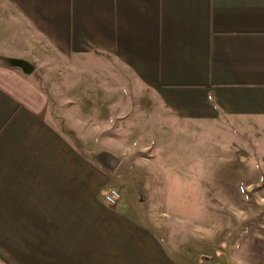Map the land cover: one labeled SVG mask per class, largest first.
I'll return each instance as SVG.
<instances>
[{"label":"crops","instance_id":"obj_1","mask_svg":"<svg viewBox=\"0 0 264 264\" xmlns=\"http://www.w3.org/2000/svg\"><path fill=\"white\" fill-rule=\"evenodd\" d=\"M133 112L202 127L263 177L264 0H0V247L68 227L70 264H180L141 202L89 199L83 161L113 163L100 130Z\"/></svg>","mask_w":264,"mask_h":264},{"label":"rangeland","instance_id":"obj_2","mask_svg":"<svg viewBox=\"0 0 264 264\" xmlns=\"http://www.w3.org/2000/svg\"><path fill=\"white\" fill-rule=\"evenodd\" d=\"M48 75L50 80L37 78V83L57 93V75ZM134 113L128 114L134 130L121 129L120 120L115 128L100 130L118 142L106 146L114 150L113 163L99 160L97 175L93 163L83 161L87 179H98L89 199L101 200L102 191L113 187L120 205L141 202L132 213L151 219L147 222L180 264H264V172L251 176L245 168L250 162L236 157L232 148L226 154V145L207 138L202 127L188 128L154 112L135 119ZM66 228L56 240L31 241L30 255H9L16 245L27 249L26 234L20 235L23 240L4 241L0 264H70L66 249L73 247L74 234Z\"/></svg>","mask_w":264,"mask_h":264},{"label":"built area","instance_id":"obj_3","mask_svg":"<svg viewBox=\"0 0 264 264\" xmlns=\"http://www.w3.org/2000/svg\"><path fill=\"white\" fill-rule=\"evenodd\" d=\"M102 200L110 207L117 206L120 201V193L113 187L102 191Z\"/></svg>","mask_w":264,"mask_h":264},{"label":"water","instance_id":"obj_4","mask_svg":"<svg viewBox=\"0 0 264 264\" xmlns=\"http://www.w3.org/2000/svg\"><path fill=\"white\" fill-rule=\"evenodd\" d=\"M7 62L9 63L10 66H15L20 68V70L24 73H28L31 71L32 66L22 60H17V59H8Z\"/></svg>","mask_w":264,"mask_h":264}]
</instances>
